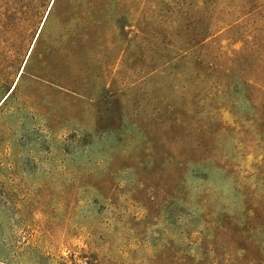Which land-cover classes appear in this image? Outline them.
I'll return each mask as SVG.
<instances>
[{"label": "rangeland", "instance_id": "1", "mask_svg": "<svg viewBox=\"0 0 264 264\" xmlns=\"http://www.w3.org/2000/svg\"><path fill=\"white\" fill-rule=\"evenodd\" d=\"M0 264H264V0H0Z\"/></svg>", "mask_w": 264, "mask_h": 264}, {"label": "trees", "instance_id": "2", "mask_svg": "<svg viewBox=\"0 0 264 264\" xmlns=\"http://www.w3.org/2000/svg\"><path fill=\"white\" fill-rule=\"evenodd\" d=\"M214 34L210 31L209 28H201L199 30V35L198 38L196 40H194V44H203L205 43V41L209 38H211ZM177 62V61H176ZM210 66V65H208ZM209 68V67H208Z\"/></svg>", "mask_w": 264, "mask_h": 264}]
</instances>
